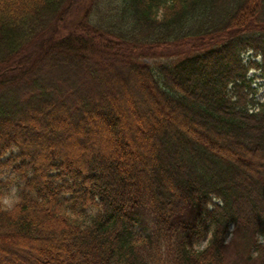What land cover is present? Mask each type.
<instances>
[{
	"label": "trees",
	"instance_id": "trees-1",
	"mask_svg": "<svg viewBox=\"0 0 264 264\" xmlns=\"http://www.w3.org/2000/svg\"><path fill=\"white\" fill-rule=\"evenodd\" d=\"M251 72L264 0H0V264H264Z\"/></svg>",
	"mask_w": 264,
	"mask_h": 264
},
{
	"label": "rangeland",
	"instance_id": "rangeland-1",
	"mask_svg": "<svg viewBox=\"0 0 264 264\" xmlns=\"http://www.w3.org/2000/svg\"><path fill=\"white\" fill-rule=\"evenodd\" d=\"M187 51V50H184ZM260 60V59H258ZM148 63H153L152 60H147ZM251 77L257 78V75L254 74V72L250 73ZM259 83H255L257 88H258V98L260 99V101H264V87H261L260 84H262V81L259 80ZM7 179H15L14 175L12 174V171H6L4 177H3V181L7 180ZM20 184V182L15 181L14 184L12 186H10L8 189H0V191H3L5 193L4 198H3V205L6 209H12L15 204L18 202V196H17V189H18V185ZM261 242V241H260ZM262 243H264L262 241ZM206 244H203V247H205ZM240 247V245H235L233 248H231V250L229 251L230 254V258H235L236 257V253L235 252L238 248Z\"/></svg>",
	"mask_w": 264,
	"mask_h": 264
}]
</instances>
